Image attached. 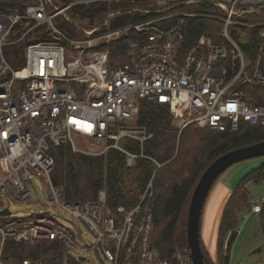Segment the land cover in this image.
Here are the masks:
<instances>
[{"label": "built area", "instance_id": "1", "mask_svg": "<svg viewBox=\"0 0 264 264\" xmlns=\"http://www.w3.org/2000/svg\"><path fill=\"white\" fill-rule=\"evenodd\" d=\"M175 1L158 8H112L92 28L71 17L73 2L25 0L0 10V209L10 210L0 215L13 214L2 196L28 201L32 178L43 177L46 202L76 217L94 240L80 245L75 232L48 208L10 216L0 221V264H7L8 241L44 239L63 243V264H83L86 257L79 250L96 251L112 264H193L188 246L164 256L154 243L153 177L165 162L144 149L153 133L137 123L140 101L167 104L179 134L190 124L217 130H238L243 124L264 128V0ZM204 2L213 8L184 7ZM123 12L139 18L110 27ZM190 17L216 20L219 25L212 31L220 40L201 32L188 43ZM40 27L45 38L30 37ZM114 40L127 43L111 63ZM22 41L24 62L14 65L5 47ZM77 135L91 139L96 148H80ZM129 139L139 143L138 151L127 147ZM65 142L93 155L118 149L127 167L138 158L152 161L155 169L139 200L112 208L105 188L93 199L67 198L64 185L52 179L56 161L51 152L52 144ZM263 201L264 196L254 199L251 211L258 213ZM22 264L43 263L26 256Z\"/></svg>", "mask_w": 264, "mask_h": 264}, {"label": "trees", "instance_id": "2", "mask_svg": "<svg viewBox=\"0 0 264 264\" xmlns=\"http://www.w3.org/2000/svg\"><path fill=\"white\" fill-rule=\"evenodd\" d=\"M24 1L0 0V10L13 9ZM56 2L61 5L73 2L68 10L71 17L76 21H87L89 24L102 20L112 8L132 4L149 7L155 4L152 0H136L134 3H109L104 0L90 2L56 0ZM189 7L200 10L211 9L213 5L204 2L193 3ZM138 18L137 15L123 12L111 21L110 27L129 23ZM64 25L70 31L73 30L71 24L65 22ZM218 25L216 20L210 18H188L186 27L188 43L201 32H207L215 40H220L219 34L212 31V28ZM44 29L36 28L30 32V37L45 38ZM126 43L125 40H114L110 43L111 63L115 62L119 52H125ZM23 45L22 41L5 47L6 56L14 65H22L24 62ZM137 123L145 125L153 133L144 144L145 151L159 161L165 162L156 170L153 177V238L161 254L169 256L174 249L188 246V207L193 189L202 172L220 154L264 140V128L243 124L238 130H217L190 124L179 134L178 129L172 124L169 106L146 98L140 101ZM126 144L132 150L140 149L139 143L135 140L129 139ZM51 152L56 161L52 179L54 183L64 185L67 198L93 199L97 197L101 188H105L108 204L112 208L121 203L128 207L134 205L155 169V164L145 158H138L133 167H127L124 163V153L115 148L109 149L106 153L93 155L74 151L71 144L65 142L52 144ZM263 178L264 161L240 179L224 203L217 234L216 259L209 255L200 236L206 264H229L231 244L238 233L241 211L244 207H249L250 210L252 208L248 183L259 182ZM258 214L264 233V201ZM5 255L7 264H22V258L26 256L39 259L43 264H63L65 249L61 241L54 239L33 243L8 241Z\"/></svg>", "mask_w": 264, "mask_h": 264}, {"label": "rangeland", "instance_id": "3", "mask_svg": "<svg viewBox=\"0 0 264 264\" xmlns=\"http://www.w3.org/2000/svg\"><path fill=\"white\" fill-rule=\"evenodd\" d=\"M175 3V0H166V2L164 1L160 5L151 4L149 7L158 8L160 6H173ZM142 6L148 7L147 5ZM184 7L190 8L189 5ZM79 23L85 28H92L99 25L101 20L96 21L94 24H89L87 21L83 20L79 21ZM76 32V35L79 36L83 34L79 30H76ZM75 140L76 144L82 149L92 151L96 148L95 144L88 137L77 135ZM263 161L264 155H260L249 157L232 164L219 175L210 189L202 211L200 236L206 250L213 259H216L217 255V234L223 210L222 206L218 211L219 199L228 193L226 197L227 200L240 179L252 168L259 166ZM221 183H224L223 185L225 186L222 187ZM46 188L47 183L43 177L35 176L31 181L32 197L30 200L17 201L2 196V203L8 206L13 214L8 216L0 215V221L7 220L10 216L14 217L22 214L41 212L48 208L53 214L57 215L61 222L69 226L75 232L76 240L80 245L85 246L87 243H92L94 241L92 236L76 217L60 208L58 205L54 207L46 202ZM225 188L229 189L224 195L220 189ZM248 188L250 190V202L252 204L254 199H260L264 196V178L259 182L250 181L248 183ZM78 252L80 256L86 257L83 259V264H112L110 261L101 258L96 251L88 253L84 250H79ZM229 264H264V233L261 228L260 215L251 211L249 207H244L241 211L238 233L231 244Z\"/></svg>", "mask_w": 264, "mask_h": 264}, {"label": "water", "instance_id": "4", "mask_svg": "<svg viewBox=\"0 0 264 264\" xmlns=\"http://www.w3.org/2000/svg\"><path fill=\"white\" fill-rule=\"evenodd\" d=\"M260 155H264V140L240 146L220 154L202 172L193 189L187 216V242L193 264H206L205 254L201 247L200 226L204 204L212 185L219 175L232 164ZM8 213H10L8 208L0 209V214Z\"/></svg>", "mask_w": 264, "mask_h": 264}, {"label": "crops", "instance_id": "5", "mask_svg": "<svg viewBox=\"0 0 264 264\" xmlns=\"http://www.w3.org/2000/svg\"><path fill=\"white\" fill-rule=\"evenodd\" d=\"M221 184H222V187L225 186V185H223L224 183H221ZM228 189H229V188H227V189H226V188H225V189H220V191L222 192V194L225 195V194L227 193L226 191H227ZM223 190H224V191H223ZM220 195H221V194H220ZM227 195H228V193H227L225 196H223L222 198L219 199V202H218V203H219V204H218V211H219L220 208L224 205V202H225V200H226ZM212 258H213V257H212Z\"/></svg>", "mask_w": 264, "mask_h": 264}]
</instances>
